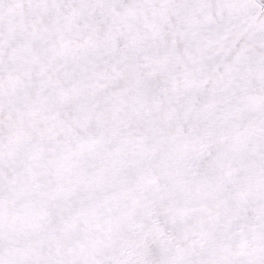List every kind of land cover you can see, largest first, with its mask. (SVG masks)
Returning a JSON list of instances; mask_svg holds the SVG:
<instances>
[{
	"label": "snow or ice",
	"instance_id": "1",
	"mask_svg": "<svg viewBox=\"0 0 264 264\" xmlns=\"http://www.w3.org/2000/svg\"><path fill=\"white\" fill-rule=\"evenodd\" d=\"M0 264H264V0H0Z\"/></svg>",
	"mask_w": 264,
	"mask_h": 264
}]
</instances>
